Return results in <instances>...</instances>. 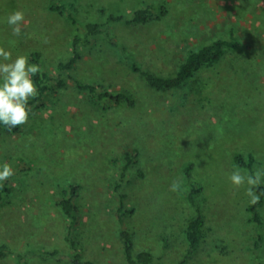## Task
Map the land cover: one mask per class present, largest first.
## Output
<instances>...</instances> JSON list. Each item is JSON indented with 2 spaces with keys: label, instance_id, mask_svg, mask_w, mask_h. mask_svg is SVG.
Wrapping results in <instances>:
<instances>
[{
  "label": "rangeland",
  "instance_id": "obj_1",
  "mask_svg": "<svg viewBox=\"0 0 264 264\" xmlns=\"http://www.w3.org/2000/svg\"><path fill=\"white\" fill-rule=\"evenodd\" d=\"M54 2L72 5L74 20L50 11ZM146 4L155 10L147 22H109L110 39L81 46L65 87L30 106L19 131L0 124V165L14 172L0 181V264H128L121 229L154 264H264V200L255 221L248 186L229 180L236 167L264 169V0H0V47L30 64L39 52L54 84L85 23L128 18ZM16 10L25 16L19 36L7 23ZM218 39L235 45L175 89L149 87L130 62L174 75L190 52ZM68 75L126 90L135 104L93 101ZM250 154V169L236 162ZM126 156L134 164L122 179ZM173 180L182 182L178 192ZM191 186L204 218L195 250L185 236L197 210L186 197ZM62 196L72 197V216ZM121 200L132 211L120 218Z\"/></svg>",
  "mask_w": 264,
  "mask_h": 264
},
{
  "label": "trees",
  "instance_id": "obj_2",
  "mask_svg": "<svg viewBox=\"0 0 264 264\" xmlns=\"http://www.w3.org/2000/svg\"><path fill=\"white\" fill-rule=\"evenodd\" d=\"M72 5H68L65 3L57 4H49L48 9L52 12L64 11L67 12L68 17L71 20H74V16L71 11ZM155 14V10L152 5L146 4L142 8L136 10L131 17H125L123 15L110 14L107 18V21L98 22V21H90L85 23L84 29L85 32L83 36L74 35L72 40V54L67 60H60L56 64V68L59 72L58 77L55 79V83L52 84V78L49 76L48 72L45 71L41 54L39 52H32L30 54V62L32 64H38L42 69L40 72L35 74L32 79L35 83L36 88L38 89V95L29 100V107L35 106L39 101L44 99L49 91H52L53 88H57L56 90H60L65 87V77L63 76L67 71L73 70L79 61L82 58V54L80 51L81 46H89L93 38H96L99 35H105L109 39L111 38V34L109 32V22H118L124 21L128 24L134 23H145L151 18H153ZM162 14V12L160 13ZM235 45V42H228L223 39H218L211 44L204 45L200 49L196 51L190 52L186 58L183 60L181 65L179 66L177 72L174 75L169 76H160L155 74L150 70H145L139 68L135 62L130 60L132 68L134 71L138 72L140 76L145 80L146 84L158 91H166L175 89L183 86L190 78L194 76V74L199 71L202 67L212 66L215 64L223 55V49L225 46ZM67 77L71 78L75 82V86L81 90L88 93L91 99L94 101H110L116 104L127 103L129 106H134L135 101L131 93L126 90L113 92L109 89L103 87L99 83L90 82V81H80L75 77L68 75ZM3 129H6L7 132H17L21 128L20 126L9 130L3 124H1ZM249 161L244 160L242 155H238L236 157V162L241 166H246L247 168H251L252 166V155H249ZM126 164H124L121 172V178L123 179L126 174V170L134 164V158L130 156H126ZM189 169H187V175L189 176ZM72 188V196L74 195L75 187ZM120 188V184L117 182L115 185V189L118 190ZM6 186H0V190H6ZM200 189L191 186L190 190L187 193L188 202L196 207V213L192 215L186 224L185 227V236L189 250H195L201 244V229L204 224V218L201 214L200 208L197 206L196 195L199 193ZM256 191L259 193L260 200L255 205H252L250 211L253 214V220L259 221V213L258 206L262 204L264 200V186H259ZM72 198V197H71ZM71 198H67L66 196H62L59 205L61 206L63 212L72 216L74 205ZM123 201L121 200V206L119 211L121 214L120 218L124 213H130L132 210H124L123 209ZM120 237L123 243V250L125 254L126 261L128 264H154V256L150 251H135V244L132 238L131 233L126 229H121ZM6 245H0V258H3L6 255ZM76 261L79 263V256L76 258ZM16 264H25L21 257L18 258Z\"/></svg>",
  "mask_w": 264,
  "mask_h": 264
},
{
  "label": "clouds",
  "instance_id": "obj_3",
  "mask_svg": "<svg viewBox=\"0 0 264 264\" xmlns=\"http://www.w3.org/2000/svg\"><path fill=\"white\" fill-rule=\"evenodd\" d=\"M7 23L11 26L13 35L19 36L25 24L24 13L20 10L12 12L7 17ZM41 70L38 64H30L27 56L19 55L13 59L10 51L0 47V124L9 130L27 123L31 112L29 100L38 95L32 77ZM13 175L9 163L0 165V181L8 180ZM229 180L236 188L245 184L248 186L245 194L250 204L255 205L259 202L260 196L255 189L264 183V169L257 168L249 173L236 167ZM181 183L179 180H173L170 191L178 192Z\"/></svg>",
  "mask_w": 264,
  "mask_h": 264
},
{
  "label": "crops",
  "instance_id": "obj_4",
  "mask_svg": "<svg viewBox=\"0 0 264 264\" xmlns=\"http://www.w3.org/2000/svg\"><path fill=\"white\" fill-rule=\"evenodd\" d=\"M17 263V262H16Z\"/></svg>",
  "mask_w": 264,
  "mask_h": 264
}]
</instances>
